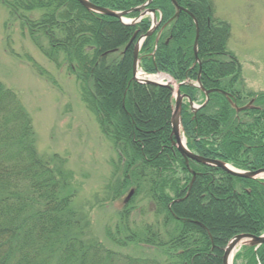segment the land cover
Segmentation results:
<instances>
[{
	"label": "trees",
	"instance_id": "16d2710c",
	"mask_svg": "<svg viewBox=\"0 0 264 264\" xmlns=\"http://www.w3.org/2000/svg\"><path fill=\"white\" fill-rule=\"evenodd\" d=\"M89 1L126 11L146 0ZM0 2L10 16L21 21L41 53L58 68L67 65L79 82L83 102L115 150L113 181L107 186L110 201L135 192L119 215L130 217L132 209L128 208L141 196L155 203V226H143L137 233L127 230L123 242L109 231L113 247L124 249L140 242L171 262L223 264L224 249L232 238L264 234V181L237 178L192 163L190 168L198 176L189 197L175 202L189 192L192 175L172 146V91L133 81L134 44L125 51L135 33L136 40L148 33L150 18L126 26L87 11L78 0ZM177 2L200 24L198 50L204 87L231 93L242 106L244 95L234 86L240 65L226 47L229 25L213 23L210 0ZM151 7L162 13L163 22L144 43L143 70L169 74L179 83L196 80L194 22L182 13L165 28L153 57L157 34L175 10L170 0H154ZM37 12L42 15L35 19L32 14ZM40 36L46 44H40ZM182 92L198 101L195 89L187 86ZM257 96L258 103L264 104V94ZM182 119L192 152L240 170L264 168V107L237 114L216 93L196 115L187 105L183 107ZM73 180L58 155L39 154L30 115L17 95L0 84V264H162L155 257L126 255L95 239L86 216L72 207L77 191ZM247 257L248 264H264V246L257 253L248 250Z\"/></svg>",
	"mask_w": 264,
	"mask_h": 264
},
{
	"label": "rangeland",
	"instance_id": "374dc122",
	"mask_svg": "<svg viewBox=\"0 0 264 264\" xmlns=\"http://www.w3.org/2000/svg\"><path fill=\"white\" fill-rule=\"evenodd\" d=\"M210 2L213 23L223 22L230 27L227 51L240 65L238 81L234 86L244 95L242 102H249L252 96L264 93V0ZM185 13L194 22L199 38L198 20L189 10ZM41 15V12L32 14L35 19ZM39 42L46 44L41 36ZM38 47L23 29L21 21L10 16L7 7L0 2V84L17 95L30 115L39 154L58 155L66 162V169L73 173L72 187L77 191L72 207L86 216L92 236L105 247L130 256L155 257L162 264H179L140 242L129 244L124 249L113 247L108 238L109 231L123 242L128 237L125 231L137 233L143 226H155V203L141 196L128 208V211L132 209L130 217L119 215L121 204L110 201L107 195V186L113 181L112 162L116 160L112 143L102 136L95 116L83 102L80 84L69 67L58 68ZM193 54V67L202 69L203 63L197 62V58L201 62L199 50L197 57L195 51ZM160 76L173 84L175 93L178 91V84L171 77ZM258 105L264 107L263 103ZM127 113L130 116V112ZM190 189L185 198L175 202L187 199ZM199 227L209 232L203 225ZM244 263L240 260L236 264Z\"/></svg>",
	"mask_w": 264,
	"mask_h": 264
},
{
	"label": "water",
	"instance_id": "95a60500",
	"mask_svg": "<svg viewBox=\"0 0 264 264\" xmlns=\"http://www.w3.org/2000/svg\"><path fill=\"white\" fill-rule=\"evenodd\" d=\"M153 0H149L145 5L138 7V8H133L129 11H122V12H117V11H113L110 10L108 8H104V7H99L94 5L93 3H91L89 0H78V2L85 8L87 9L89 12L95 13V14H99V15H103V16H107V17H111V18H115L117 20H119L121 23L125 24V25H134L137 22H139V20L143 17H145L148 14H152L154 16V23L156 22V17L155 14L156 12L154 10H146V8L152 3ZM174 7L176 8L177 12L174 16V18L172 19V21L174 19L179 18L180 14L182 11L184 12H188L186 10H184L183 8H181L178 3L176 2V0H171ZM134 12H142L140 19H136L134 21H127L126 20V16L134 13ZM197 34H196V40H195V45H194V51H195V56L197 57V53H198V30H196ZM152 34V32H150L148 35H146L143 39L147 38L148 36H150ZM136 36L130 41L129 45L127 46V49L129 48V46H131V44L134 42ZM141 48V41H139L135 47V52H134V78L133 80L140 82L142 84L145 85H155V86H165V87H171V84H161L158 82H154V81H150V80H139L136 75H137V69L139 67V51ZM197 62L199 64L200 61L197 58ZM198 85L199 88L201 89V91L206 95V102L204 105L197 107L195 106V104L193 103L192 99L189 96H183L181 95L180 90L177 92V99H176V108L175 111L173 113L172 116V120H171V124H172V137L175 138V140L172 142L173 146L177 147L179 153L183 156V158L185 159L186 163H189V160H193L197 163H200L202 165L205 166H211V167H217L221 170H223L224 172L234 176V177H239V178H244V179H254L257 178L259 176H264V169H261L259 171H255V172H242V171H238L236 169H233L232 167L228 166L227 164L221 162V161H217V160H211V159H206L197 155H194L193 153H191L187 147L186 144L183 142V140L181 139V130H182V103L184 98H187L191 109L196 112L197 110L205 107L209 101V95L213 92H219L225 96L228 97V94L220 91V90H215V91H207L201 84L200 81V77L198 79ZM186 85L185 83H182L179 85V87ZM193 86V85H192ZM196 87V86H193ZM232 107L237 111V112H241L243 110H247L251 108V104L253 103V101L250 103V105L243 107V108H239L237 105H235L230 99H229ZM193 174V180L191 182L190 187H192L193 182L196 179V174L194 172H192ZM134 195V191H130L127 199L125 200V204H127L130 199L132 198V196ZM264 244V236L261 237H255V236H251V235H239L237 237H235L230 244L228 245V247L225 250V254H224V258H223V264H230L231 261V257L234 253V250L241 246V245H250V246H260Z\"/></svg>",
	"mask_w": 264,
	"mask_h": 264
},
{
	"label": "bare ground",
	"instance_id": "6f19581e",
	"mask_svg": "<svg viewBox=\"0 0 264 264\" xmlns=\"http://www.w3.org/2000/svg\"><path fill=\"white\" fill-rule=\"evenodd\" d=\"M153 80H155V81H165V77L164 76H158V77L154 78Z\"/></svg>",
	"mask_w": 264,
	"mask_h": 264
},
{
	"label": "flooded vegetation",
	"instance_id": "af4514ba",
	"mask_svg": "<svg viewBox=\"0 0 264 264\" xmlns=\"http://www.w3.org/2000/svg\"><path fill=\"white\" fill-rule=\"evenodd\" d=\"M193 69H194V67H193ZM199 72H200V69L198 68V75H199ZM202 73V72H201Z\"/></svg>",
	"mask_w": 264,
	"mask_h": 264
}]
</instances>
